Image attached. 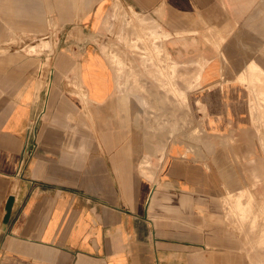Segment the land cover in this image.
I'll return each mask as SVG.
<instances>
[{"label": "crops", "instance_id": "crops-1", "mask_svg": "<svg viewBox=\"0 0 264 264\" xmlns=\"http://www.w3.org/2000/svg\"><path fill=\"white\" fill-rule=\"evenodd\" d=\"M256 4L0 0V264H255L227 214L264 186ZM167 80L198 133L142 120Z\"/></svg>", "mask_w": 264, "mask_h": 264}, {"label": "rangeland", "instance_id": "rangeland-1", "mask_svg": "<svg viewBox=\"0 0 264 264\" xmlns=\"http://www.w3.org/2000/svg\"><path fill=\"white\" fill-rule=\"evenodd\" d=\"M258 7H260L259 12H257ZM251 12H252V15L250 17L263 20L264 19V0H257V4L254 5L253 9L250 12H248L247 17H249V14ZM246 24L248 25L249 23L247 22ZM249 28H250L249 26L246 28L248 32L250 30ZM242 29L243 28L239 30H242ZM55 32L56 30L51 29V38L53 37ZM231 32H233V30ZM147 34L148 33L145 32V36H147ZM223 35L225 34H222V36ZM150 36L153 39H151V37L144 38L146 41L144 42L145 45H143L144 48L142 49L146 50V48L148 49V47L150 48V46L152 45L154 46V45L159 44V42L157 43L153 42L155 39H158V38H155L152 35ZM210 36H211V39L209 38V40L211 41V44L213 46L221 47L222 45L225 44L224 43L225 39L223 37L221 38L220 36H218V38H214V37L212 38V35ZM15 41L16 40L14 38L8 44H13L15 43ZM36 44H37V47L36 46L33 47V52L35 53L41 52L40 48L43 45L49 48L50 52H52L54 47L57 45L56 43H53L51 41L50 43L45 42L42 39H40L39 42L34 43V45ZM160 49L158 50L157 54H155L154 60H156L157 65L162 69V72H167L169 70V65H170L169 57L167 53L165 52L164 47L162 50ZM191 66H188V67H191ZM193 66H194V69H196L198 68V66H200V63L197 62L196 64L195 62ZM178 67L181 73V75L179 74V76L177 77L178 83L180 87L185 86L187 84L185 82V78H187V75L184 72L185 70L184 69L182 70L181 68L186 67V64L178 65ZM130 81H133V83L137 84L136 79L134 77H130ZM170 84H171L170 80L169 81L167 80L165 81L163 85L164 87H163V90L161 91V100H162L161 103L163 105L161 107L158 106L157 99L159 100V98H157V96L155 97L156 103L155 104L151 103V106L149 107L147 105L148 103L147 101H145L144 99H142L143 101L141 100V104L143 108L145 109L142 120L146 123L149 129L157 130V129H154L153 121L161 120L162 122H164L168 119L170 120L171 118H173L175 119L174 121L177 122V125L172 129L174 130L172 131L174 134L180 133L181 131H186V128L192 131L193 133H198L199 132V122H198V116H197L198 113L196 109H194V113L190 111V107H186L184 104L186 103V101H184L186 98L185 95L179 93L178 91L177 92L173 91ZM144 93L147 96L152 97V95L150 94L154 92L150 93L149 91H145ZM175 94L177 96V99H179L177 104L174 103V98L176 97ZM253 112H254V117H255L253 129L255 130V132L259 133L260 135H264V106H262V108L255 106ZM174 134H172V136ZM261 142H262V146L264 147V137L262 138ZM263 185H264V182H263ZM262 187L258 190L260 194L255 196V198H252L253 202H251L250 210L246 212L247 214L246 217H242L243 212L242 214H237V213L235 214L233 212L232 214H227V217L230 220L232 226L235 225V227L237 228L242 238L243 245L245 249L247 250V252L251 255V258L253 259L255 264H264V233H263L264 211L261 210L260 208V206L264 205V186ZM244 194L245 192L242 193V195ZM247 195H248L247 197L249 198L251 194L247 193Z\"/></svg>", "mask_w": 264, "mask_h": 264}, {"label": "bare ground", "instance_id": "bare-ground-1", "mask_svg": "<svg viewBox=\"0 0 264 264\" xmlns=\"http://www.w3.org/2000/svg\"><path fill=\"white\" fill-rule=\"evenodd\" d=\"M259 11H260V7H258V9H257V12H259ZM165 36H166V35H165ZM155 37H156V36H155ZM162 39H163V38H162ZM127 43H128V42H127ZM158 47H159V46H158ZM158 47H157V49H158ZM32 48H33V47H32ZM159 48H160V47H159ZM259 70H260V68H259ZM240 72H241V71H240ZM242 73H243V72H242ZM263 73H264V72H263ZM178 92L181 93V94H183V95H185V97L187 96V91L183 92V91L179 90ZM251 199H252V195L249 196L248 201L251 202ZM250 202H248L247 204H249ZM260 208H261V210L264 211V205H263V206H260ZM239 209L241 210V212H243L242 217H246V216H247L246 212H248V211L250 210L249 206H246V207L239 206ZM263 233H264V230H263Z\"/></svg>", "mask_w": 264, "mask_h": 264}]
</instances>
